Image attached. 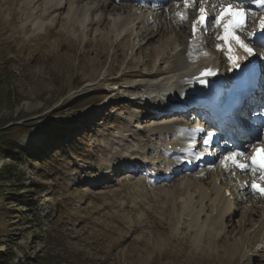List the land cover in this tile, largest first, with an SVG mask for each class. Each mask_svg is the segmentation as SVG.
Here are the masks:
<instances>
[{"label": "rangeland", "instance_id": "rangeland-1", "mask_svg": "<svg viewBox=\"0 0 264 264\" xmlns=\"http://www.w3.org/2000/svg\"><path fill=\"white\" fill-rule=\"evenodd\" d=\"M59 1L62 4L0 0V125L6 126L0 130V142L12 135L27 151L36 152L46 139L45 124L70 116L78 117V126L89 132L76 134V140L77 135L80 138L75 155L59 157L47 177L38 176L37 163L17 164L16 187L0 195V250L6 255L12 247L16 254L9 264L264 262V198L248 190L250 181L246 189L252 195L246 192L232 164L226 168L220 158L210 167L178 174L177 179L162 177V171L150 179L146 173L149 165L164 170L172 160L157 149L162 142L152 133L173 113L164 112L168 110L162 102L167 99L159 106L154 102L160 97L152 90L159 92L155 84L174 77L166 74L164 61L172 62L180 50V45L170 46L171 40L178 43L186 35L180 21H166L174 12L162 13L153 3L146 6L151 11L138 13L142 21H134L135 10L129 12L131 6L142 7L138 1ZM110 4L112 12L103 13ZM124 7L131 8L125 13L120 10ZM150 15L154 22L147 21ZM125 21L128 27L122 29ZM41 22H46L44 28ZM162 27L167 34L160 32ZM217 57L226 55L220 52ZM86 91L92 96L67 107ZM177 97L172 103L180 101ZM161 107L165 110L159 114ZM189 118L182 120L199 130V121ZM132 160L140 165L136 172L128 167ZM11 161L0 153V169ZM215 176L237 198L235 213L217 223L221 204L212 205L215 197L212 203L204 201L200 186L194 185L211 190ZM38 181L43 187L32 188L35 194L29 196L38 205L36 210L14 204V190ZM189 182L186 199L169 196ZM9 189V183L0 185V192L7 194Z\"/></svg>", "mask_w": 264, "mask_h": 264}, {"label": "snow or ice", "instance_id": "snow-or-ice-1", "mask_svg": "<svg viewBox=\"0 0 264 264\" xmlns=\"http://www.w3.org/2000/svg\"><path fill=\"white\" fill-rule=\"evenodd\" d=\"M254 2L261 12H264V0H254ZM180 3L184 5L186 10L185 12L176 13L181 23H187L188 21L187 10L196 8L197 15L192 21L193 37L209 34L214 36L216 40L221 41L222 43L216 45V49L227 56L232 68L239 69L241 66V57L235 54L237 47L242 49L249 57L255 54L253 44L264 48V17L258 21L259 33L254 29L249 30L252 17L256 13L249 11L250 3L246 0H213L211 5H209V0H177L178 7ZM209 7L214 9L212 17H209ZM213 29H219L220 31L215 32L212 31ZM253 36H256L257 40L253 41L251 39ZM203 55H208V53L204 52ZM215 74V69H205L201 73L200 82L206 83L207 78ZM199 131L203 132L204 130L200 129ZM248 135L252 138L249 141L251 147L247 151L232 152L229 156L224 157V161H230L233 167L244 174L258 173L260 180L264 182V140L252 132H249ZM213 136L214 133H207V138L203 141L205 150L210 146ZM253 140L255 143L252 142ZM225 167L227 168V163H225ZM250 188L254 194L264 198V184L257 183L254 180ZM257 264H264V262L258 261Z\"/></svg>", "mask_w": 264, "mask_h": 264}, {"label": "bare ground", "instance_id": "bare-ground-1", "mask_svg": "<svg viewBox=\"0 0 264 264\" xmlns=\"http://www.w3.org/2000/svg\"><path fill=\"white\" fill-rule=\"evenodd\" d=\"M23 1H26V3H29L30 4V0H23ZM57 2H59L60 3V1L59 0H56ZM56 2V3H57ZM62 2V1H61ZM76 2L77 3H81L82 2V0H76ZM246 2H249L250 3V7L252 6V3L250 2V0H246ZM169 2H167V4H168ZM60 4H62V3H60ZM108 4V3H107ZM167 4H164L163 5V7L165 8L164 10H167L168 11V13H167V11L165 12V13H167V15L169 14V12H174V14H172L168 19H166V21L167 22H169V23H175L176 22V20L179 22L180 21V19H179V17H177V15H176V13L178 12V10H179V12H185L186 10H185V8L183 7V4H181L180 3V5H182V7L179 9V7L177 6V1L175 2V4L174 3H171V4H173L171 7H170V9H168L167 8ZM125 6V5H124ZM128 6V5H127ZM59 7V6H58ZM114 7V6H113ZM132 7V10L129 12V13H132V11L133 10H136V8H137V6H131ZM131 7H129V8H127V7H124V8H122V9H120V10H123L125 13H126V11L128 12L129 10H130V8ZM30 8V7H29ZM167 8V9H166ZM59 8H56V10H58ZM192 8H190V9H188L187 10V15H188V21H189V19H190V17L192 16V14H195L196 13V11L195 10H191ZM31 10V9H30ZM112 10V7H111V4L110 5H108V6H104L103 7V13L105 12V13H109V12H112L111 11ZM120 10H117L116 8H113V12H115V11H120ZM34 11H32L29 15L31 16V14L33 13ZM94 12V10H92V13ZM117 13V12H116ZM133 20L134 21H142V20H140V18H138L137 16H140V15H138V14H136V12H134L133 14ZM167 16H165V18H166ZM36 18V17H35ZM164 18V19H165ZM176 19V20H175ZM36 20V19H35ZM129 20V19H128ZM101 21V20H100ZM143 21H144V19H143ZM147 21H149L148 20V17H147ZM188 21H187V23H181V27H180V29H182V31H183V33L184 34H186L185 35V38H186V40H187V35H188V32L187 31H189V28L187 29V24H188ZM38 22H40V21H38ZM128 22V21H127ZM127 22L125 21L124 22V25L123 26H121L122 27V29H126V27H128L126 24H127ZM177 22V23H178ZM181 22V21H180ZM126 23V24H125ZM143 23V22H142ZM256 23H257V21H256ZM256 23H255V25H256ZM41 25H42V28H44V26L46 25V22H41ZM96 25V24H95ZM98 25V24H97ZM254 25V28L253 29H256V30H259V25H256L255 26ZM185 31H184V30ZM152 30H154V29H152ZM250 30V29H249ZM167 31L168 30H164V28L162 27L161 28V30H160V32L163 34V35H165V33L167 34ZM152 32H154V31H152ZM53 33V32H52ZM54 34V33H53ZM254 37L255 36H253V37H251V39L253 40L254 39ZM185 38H184V35L182 34V36H180L179 37V39H178V43L179 44H181V43H184V41H185ZM172 39V38H171ZM171 39H169L168 40V42L171 40ZM213 40H216L215 39V37H213ZM216 41H218V40H216ZM246 42H248L247 40H246ZM175 44H176V41L175 40H171V43H170V45H174L175 46ZM254 45V44H253ZM164 47V45L162 46V48ZM257 47V46H256ZM179 48H181V45H180V47ZM177 49V48H176ZM237 49L238 50H241V49H239L238 47H237ZM174 51L175 50H173L172 49V53L174 54ZM258 51V50H257ZM195 52V49H192V48H189V42H187V46L186 47H184L183 49H180V50H178V52H175V54L173 55V57H174V60L172 61V62H169L166 58V61H164L163 63L165 64V66H167V75H175V77L177 76V78L180 80V81H182V80H185V76H184V71L185 70H187V65H186V61H187V59L189 58V54L190 55H192L193 53ZM260 52V51H259ZM184 56H186L187 58H186V60H185V57ZM243 56H245V55H243ZM164 56H161V58L160 59H162ZM212 59H213V57H211V58H209V59H206L205 60V62L206 63H208V64H210V63H212L213 62V64L215 65V64H217L216 62H215V60L214 61H212ZM162 63V62H161ZM166 63H168V64H166ZM169 63H172V64H176V67H173L172 65H169ZM206 65V64H205ZM175 66V65H174ZM184 66H185V68H184ZM216 66V65H215ZM193 68H196L195 66H193ZM192 69V68H191ZM166 71V70H165ZM164 72V71H163ZM162 72V73H163ZM154 75V74H153ZM164 76V75H163ZM162 76V77H163ZM167 78H165L164 80H166V82H163L162 84H160V85H156L155 84V89H159V88H161V90L159 91V92H157L156 90H152V92L153 93H157V94H159V97H160V100H154V102H157V105L159 106V104L161 103V100L162 101H164V99H167V101H169V102H167L166 104H164V105H166V107H165V109L166 110H168V111H174V110H177V109H179V107H178V105L179 104H181V103H183V99H184V95L182 94V92L181 91H178V92H176L175 91V89L177 90L178 89V87H175V85H174V83H173V76L172 77H168V76H166ZM171 78V79H170ZM169 79V80H168ZM226 81H227V79H226ZM232 82L231 81H228V83L227 84H231ZM182 83H179V86H180V88L182 87V85H181ZM184 84H188V81H185L184 82ZM170 91H172L173 93H175V94H172L171 96L170 95H167V93L168 92H170ZM180 93V94H179ZM177 94H179L178 95V97H177ZM216 95H217V93L215 92V93H213L212 94V96H211V98L212 99H214V100H217L216 99ZM177 97L180 101L178 102V103H172L171 102V99L173 98V97ZM256 98H258L257 96L255 97V98H253L252 100H250L251 102L252 101H254V100H256ZM170 99V100H169ZM172 100H176V99H172ZM160 102V103H159ZM171 102V103H170ZM174 102H176V101H174ZM162 103H165V102H162ZM250 103V102H249ZM249 103H247V107L248 106H251V104H249ZM155 106V107H157L158 109L160 108V107H158V106ZM175 106V107H174ZM163 107H161V109H162ZM155 109V108H154ZM159 110L158 112H159V114H161V112L162 113H164V112H166V113H169L168 111H164L165 109L163 108L162 110ZM164 111V112H163ZM155 112H156V110H155ZM170 112V113H171ZM156 114H157V112H156ZM207 122H208V125H209V123H210V119H208L207 120ZM161 134V136H164L165 138H167V133L168 134H171L172 136H175V143L174 144H172V145H174V146H172L174 149H177L176 148V146H175V144H178V148H182V150H185V153H187L188 155H189V157L188 158H190V159H192V158H196V154L194 153V152H192V148H193V146H195L197 143H199L198 142V140H196V137H197V131H195V130H191L190 129V127L188 126V125H186L185 123H183V122H178V123H176L174 126H170V125H167V126H160V127H158V128H156V129H154L153 130V133L152 134ZM198 133L199 134H202V133H200V131H198ZM163 137V138H164ZM168 143H169V141H167V142H165V144L162 142V144H161V147L159 146V147H157V149L158 150H160L161 148L163 149V152L165 153V154H170L169 153V151L166 149V147H168ZM191 145V146H190ZM248 147V146H247ZM179 152H180V150H176L175 152H174V155H176L177 156V158H179V156H181L180 154H179ZM172 153V152H171ZM176 166H174L173 167V169H171V166H172V164H170V166H169V169H167V170H169V171H173L174 169L177 171L180 167H181V165H182V162H176ZM131 168H132V170H134V168H133V165L131 166ZM149 171H150V169H149ZM173 174V173H172ZM217 177L218 176H215L214 177V180H215V184H216V186H215V184H213L212 186H211V190H209L210 188H208V187H205L204 188V186H202L203 184H196L195 182H193V183H195L194 185L196 186H200L198 189H200V190H198V191H200V195H201V198L205 201H210L211 200V198L212 197H215L216 198V200L217 201H215L212 205H216V203L217 202H219L220 204H221V207H220V209H219V206L217 205V210L216 211H218V215H217V213H216V215H217V217L215 218V220H214V222L215 223H217V222H220V220L222 221V218L223 217H227V216H229V219L231 218V214H233V213H235V207H233V204H232V201H231V198L229 197V198H227V197H225L224 196V194H226L225 193V191L223 190V188L222 187H220L217 183H218V179H217ZM249 181V180H248ZM198 182H201V181H198ZM192 184V183H191ZM185 185H187L186 187H183V184L181 185V186H178L177 188H176V190L174 191V192H172V193H168L169 194V196L170 197H176V198H179V200H180V198L182 199V198H185L186 197V195L188 194V188L190 187V182H189V184H185ZM194 187V186H193ZM190 189V188H189ZM248 190H250V192L252 193V194H254L252 191H251V188H250V185H248ZM203 193V194H202ZM210 196V197H208V195ZM233 195V194H232ZM254 196H255V194H254ZM257 196V195H256ZM188 198V197H187ZM214 198V199H215ZM186 199V198H185ZM192 200V199H191ZM212 201V200H211ZM210 201V202H211ZM187 202H189V201H187ZM191 203V202H190ZM212 203V202H211ZM188 205V204H187ZM192 205V204H191ZM188 208V207H187ZM204 209V208H203ZM219 209V210H218ZM198 213V212H197ZM198 215V217H195V220H198L199 219V215L200 214H197ZM193 220V219H192ZM198 224V223H197ZM196 224V225H197ZM198 226V225H197Z\"/></svg>", "mask_w": 264, "mask_h": 264}, {"label": "trees", "instance_id": "trees-1", "mask_svg": "<svg viewBox=\"0 0 264 264\" xmlns=\"http://www.w3.org/2000/svg\"><path fill=\"white\" fill-rule=\"evenodd\" d=\"M91 93L92 91H86L82 94H77L74 100L68 103L67 107H76V105L82 100L92 96ZM78 124H81V122L78 117L74 116L66 117L64 119L59 118L57 121L48 122L47 124H45L47 125L48 130L46 132V139L43 142V146L38 147L37 151L33 153L31 151H27V148L20 145L15 138H12V135L3 137L4 141L0 142V153H5L7 157L12 160V164L6 165L4 168L0 169V185L2 183H9L11 189H9V191H6L8 192L7 194L3 193V191L0 192V195H8L9 192H12L13 188L16 187L13 180L19 178L17 164L24 161L39 164L41 167L40 171L37 172V174L42 178L47 177V173L50 174L54 163L58 161L59 157L74 156V147L78 146V138H80L79 135H77V141L75 138L76 134H78L80 131L83 132L84 135L88 134V129L82 128L81 126H78ZM14 126L16 129L20 128L19 126ZM5 127V124L0 125V130ZM4 135L5 134H3V136ZM80 140H82V138ZM61 142H65V144L62 145ZM32 184L33 186L22 185L21 187L14 190L16 192L13 194V196H15L13 200L14 204L19 206L25 204L27 205L26 207L30 208L31 210H36V208H38V205L35 204V202L33 203V200L29 199V196L35 194L32 191V188L35 187L39 191V189H41L43 185L40 182H33ZM7 206H11V204L9 203L7 204ZM8 210L9 209L7 207V209H3L2 212L6 214V211ZM6 251V255H3L0 250V264H9L10 260H14L16 258V254L13 251L12 247H8ZM19 259L20 258L17 257L18 261H20Z\"/></svg>", "mask_w": 264, "mask_h": 264}]
</instances>
